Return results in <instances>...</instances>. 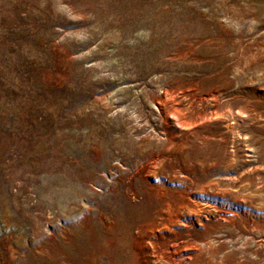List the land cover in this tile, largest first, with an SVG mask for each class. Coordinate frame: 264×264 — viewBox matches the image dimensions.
Listing matches in <instances>:
<instances>
[{
  "label": "rangeland",
  "instance_id": "obj_1",
  "mask_svg": "<svg viewBox=\"0 0 264 264\" xmlns=\"http://www.w3.org/2000/svg\"><path fill=\"white\" fill-rule=\"evenodd\" d=\"M0 264H264V0H0Z\"/></svg>",
  "mask_w": 264,
  "mask_h": 264
},
{
  "label": "bare ground",
  "instance_id": "obj_2",
  "mask_svg": "<svg viewBox=\"0 0 264 264\" xmlns=\"http://www.w3.org/2000/svg\"><path fill=\"white\" fill-rule=\"evenodd\" d=\"M168 107L175 112L176 117H177V120H178V123L179 124L180 123L184 124L183 121L185 119V115H184V113H182V110H180L179 108H176L171 102L169 103V106ZM189 211L194 212L195 215H198V211H195L193 209H190ZM172 217L174 218V220H176L177 218H179L178 212L176 211L175 212V215L172 216ZM147 227L150 228V224H147Z\"/></svg>",
  "mask_w": 264,
  "mask_h": 264
}]
</instances>
